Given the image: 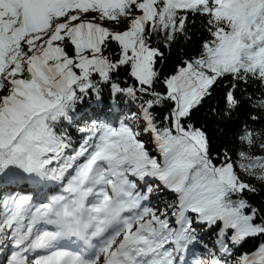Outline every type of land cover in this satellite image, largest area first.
<instances>
[{"label": "snow or ice", "instance_id": "obj_1", "mask_svg": "<svg viewBox=\"0 0 264 264\" xmlns=\"http://www.w3.org/2000/svg\"><path fill=\"white\" fill-rule=\"evenodd\" d=\"M105 88L130 119L80 115ZM246 105L214 152L197 114ZM258 123L264 0H0V264H264Z\"/></svg>", "mask_w": 264, "mask_h": 264}, {"label": "trees", "instance_id": "obj_2", "mask_svg": "<svg viewBox=\"0 0 264 264\" xmlns=\"http://www.w3.org/2000/svg\"><path fill=\"white\" fill-rule=\"evenodd\" d=\"M193 31L196 34L193 37L191 44L189 45L186 41H181L179 45L173 48L169 60L161 66L165 74H167L171 70L172 65L175 63L177 57H183L184 52H188L189 54L194 53L197 47L200 33L195 29H193ZM122 78L126 79V77ZM254 88L255 86H253V89ZM253 89H250L248 94H251ZM255 94L256 97H259L261 95L259 91H256ZM139 103L140 102L138 100L133 101L128 97H123L119 101H117L114 97L110 96L109 89L105 88L103 103L98 104L94 98L91 100L86 99L81 105L82 110L80 112V115H100L104 119L113 120L114 117H116V115L121 112L122 107H127V109H129L128 114L131 115V113L139 107ZM217 105L220 108H223V103L221 102L219 92L215 95L214 100L212 101V104L210 106L215 107ZM208 107L209 106H206L204 109H202L201 112L198 113L195 117L198 126L204 125L208 128L209 132L212 135L214 152L217 150L224 151L225 149H229L234 156L237 147V145L234 143V133L236 128L245 121L249 112H251L253 115H258V113H256L250 106L246 105L245 108L240 113H238L236 117H233V122H228L222 121L218 117L214 118L212 114L209 113ZM250 126L255 127L257 131H259L260 128L264 127V123L252 124ZM252 183H256V181L253 180ZM257 186L259 187V185ZM173 199L174 194L168 191H164L158 195V199L153 201V203L163 207V204L165 202L172 201ZM249 199L254 205L259 206L261 205V203H264V192L260 193L257 196H251V194H249ZM205 231H207V229H205ZM215 238L216 232H210L205 236V241L208 242L211 246V243L215 241ZM261 242L264 241L253 240L248 243L241 251L246 252L254 249V247Z\"/></svg>", "mask_w": 264, "mask_h": 264}, {"label": "rangeland", "instance_id": "obj_3", "mask_svg": "<svg viewBox=\"0 0 264 264\" xmlns=\"http://www.w3.org/2000/svg\"><path fill=\"white\" fill-rule=\"evenodd\" d=\"M136 110H137V109H135V111H136ZM127 112H129V109H127V107H122L121 112L119 113L118 118L116 119V123H118L119 120H123V119H125V118H129V119H130L131 116L128 115Z\"/></svg>", "mask_w": 264, "mask_h": 264}, {"label": "bare ground", "instance_id": "obj_4", "mask_svg": "<svg viewBox=\"0 0 264 264\" xmlns=\"http://www.w3.org/2000/svg\"><path fill=\"white\" fill-rule=\"evenodd\" d=\"M3 259H5V257L3 255H1Z\"/></svg>", "mask_w": 264, "mask_h": 264}]
</instances>
